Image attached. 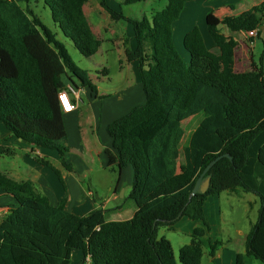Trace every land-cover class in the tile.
<instances>
[{
  "label": "trees",
  "instance_id": "obj_1",
  "mask_svg": "<svg viewBox=\"0 0 264 264\" xmlns=\"http://www.w3.org/2000/svg\"><path fill=\"white\" fill-rule=\"evenodd\" d=\"M38 1V0H37ZM148 0H125L132 5ZM166 8L139 21L126 18L106 0L101 7L112 20L134 27L136 48L126 51L138 71L146 102L107 127L112 140L109 166L132 167L134 181L129 196L136 213L127 221L107 222L97 208L85 216L68 211L67 201L57 207L39 196L31 182L18 183L0 172V195L12 196L11 209L0 224V264H73L75 251L81 264H177L173 246L159 238L162 227H173L182 218L201 221L191 243L179 250L181 264H202L203 246L210 226L205 201L224 192L243 190L262 203L258 222L247 240V256L264 264V42L260 60L245 72L236 71L238 42L221 32L251 35L264 26V3L246 12L220 19L209 13L208 33L215 45L209 50L199 28L190 31L183 47L185 63L173 44V25L192 2L223 0H167ZM29 2V0H27ZM89 0H44L53 21L86 58L102 46L84 12ZM232 11L236 7H230ZM254 40V39H252ZM67 73L83 87L97 93L89 75L73 62L65 44L57 39L34 11L13 0H0V124L16 139L33 148L56 151L63 166L70 149L59 93ZM202 112L204 118L182 148L177 141L183 123ZM15 150L0 143V158ZM230 155L232 159L225 157ZM220 158V159H219ZM211 179L205 194L191 198L205 169ZM64 185L61 173L49 162ZM244 257L238 255L237 264Z\"/></svg>",
  "mask_w": 264,
  "mask_h": 264
},
{
  "label": "rangeland",
  "instance_id": "obj_2",
  "mask_svg": "<svg viewBox=\"0 0 264 264\" xmlns=\"http://www.w3.org/2000/svg\"><path fill=\"white\" fill-rule=\"evenodd\" d=\"M124 1L125 0H106L111 8L122 13L126 18L139 21L147 18L149 22H152V17L157 12L164 10L168 4L167 0H148L147 2L132 5H125ZM263 1L264 0L238 1L237 11H248L254 5H259ZM101 2L102 0H89L87 7L88 13H94L96 8L101 11L103 9L101 7ZM224 3L225 1L192 2L187 5L180 20L174 24L175 33L173 44L176 52L182 57L185 63H189V55L183 47V32L193 26H199L203 31H207V12L221 18L223 13L222 5ZM19 5L24 9L34 11V13L41 18L46 27L56 34L57 39L65 44L75 65L81 71L89 75L91 83L97 88L100 94L105 96L104 99L108 101V109H110V105L115 107L116 113L112 117L111 123L126 116L135 107L145 104L146 97L143 86L139 81L138 64L130 63L126 57V51H133L137 45L134 27L131 23L126 20H112L110 15L103 9L104 12L102 17L99 16V18L104 24V28H98L96 25L94 26V30L96 31L95 36L102 41V46L95 56L86 58L75 48L71 40L65 38L59 26L54 23L51 11L45 5L44 0H29V2L21 0ZM220 29L222 32L226 30L224 26H221ZM262 38L264 39V33ZM236 39L239 40L238 38ZM261 51L262 41L258 40L255 56L258 57ZM62 80L63 83L66 84L67 75H64ZM89 90L92 92L91 89ZM80 113H91L88 102L81 106ZM203 118L204 113L198 112L183 123L177 141V154L179 160L181 158L182 148L188 143L189 131L196 129ZM87 123H85L83 127H86ZM0 128L5 129L1 124ZM75 128L76 123L74 122L72 127H69V136L71 138H73L72 132L75 131ZM82 163L83 165L86 163L89 165L88 161L83 159L80 154H74L75 166L82 168ZM95 179L96 178H93V181H95ZM86 180V182H90L89 177ZM96 188L100 191L98 186ZM108 193L106 194L107 196ZM98 195L101 199L106 198L103 192H98ZM123 196L121 192L119 201L123 207V211L118 212L116 220L127 221L130 218L129 211L134 208L135 205L129 198V191L126 193L125 197ZM214 201H216L214 202V208L218 207L220 211L218 223L213 227L209 238V241H211L214 246V252L208 240H206L203 246L204 255L202 264H237L238 255L244 257L243 264H263L254 258L248 257L246 248L247 240L259 219L260 210L262 208L260 198L255 194L238 190L232 193H224L219 198H214ZM114 215L115 214L109 213L106 219L112 220ZM159 238H166L171 242L177 264H181L179 260V250L191 243V237L185 235L182 229L173 230L169 227H162L159 230Z\"/></svg>",
  "mask_w": 264,
  "mask_h": 264
},
{
  "label": "crops",
  "instance_id": "obj_3",
  "mask_svg": "<svg viewBox=\"0 0 264 264\" xmlns=\"http://www.w3.org/2000/svg\"><path fill=\"white\" fill-rule=\"evenodd\" d=\"M13 1L19 4L21 0ZM25 1L27 2V0ZM223 1H225V3L222 5L223 13L222 17H219L220 19L246 12L244 10L237 11L238 4L241 0ZM263 3L264 1L259 5ZM259 5H254L252 8ZM231 6L236 7V10L232 11L230 9ZM87 7L88 3L84 6V12L94 34L96 35V31L94 30L95 25L98 28H104V24L99 18V16L102 17L104 11L103 9L99 11L96 8L94 13L89 14L87 11ZM208 14L209 12H207L206 17ZM196 27L200 29L207 48L211 51L214 50L215 45L208 33V30L203 31L199 26H193L183 32V40L184 37ZM225 28L226 27H224V29ZM226 30H224L225 32H222L221 30V32L227 37H233L239 44L235 55L236 71L245 72L247 70H250L252 62L259 61L260 57L263 54L264 39L262 37L264 33V26L261 29L259 38L252 35H247L245 33H236L234 35L230 33L227 28ZM174 33L175 30L173 27V35ZM236 38H238L239 40H237ZM258 40L262 41V51L260 55L256 57L255 49H257ZM66 75L67 83H63L64 90L69 92L73 103H75L77 106V109L69 113H64L63 115L67 137L61 142V144L64 147L69 148L71 151L69 154L71 156L66 157V161L67 163L72 164L73 170L69 171L63 166L61 162V156L58 152L33 148L32 146L23 143L19 139H16L6 129L0 128L1 145L15 150V155L0 158V172L9 176L11 179L18 183L31 182L34 186L35 192L39 196L46 198L50 205L53 207H57L62 201L66 200V207L68 211L77 216L82 217L97 208H101L106 212V217L109 213L115 214L112 220L106 219L107 222H121L122 220H116L118 217V212L123 211V207L119 201L120 194L122 192V194L124 195L123 197H125L128 191L131 194L134 181V171L132 167L121 169L117 166H109L107 152H111L113 154V149L112 140L107 134V127L110 125L112 117L116 113V109L111 105L110 109H108V101L104 99L105 96L100 94L99 91L97 93L91 92L89 88L83 87L80 82L71 74L67 73ZM86 102L89 103V107L91 110L90 114L80 113L81 106ZM74 122L76 123V128L75 131L72 132L73 138H71L69 136V127H72ZM85 123H87V126L83 127ZM194 131L195 129L189 131V138ZM74 154H80L83 159L88 161L89 165L87 163L83 165L82 163V168L76 167V164H74ZM40 160L51 163L61 173V176L64 180V185L59 181L56 173L51 168L41 164ZM88 177L90 179L89 183L86 182V179ZM93 178H96L95 181H93ZM97 186L99 187L100 191L96 188ZM98 192H103L105 195L108 192L109 193L108 196L106 195L105 199H101L98 195ZM224 193L210 196L205 201L204 212L210 226V230L207 231L208 239L211 236L213 227H215V225L218 223L220 215L218 207L214 208V202H216L214 201V198H219ZM14 208H16V201L12 196L0 195V224L6 217V215L10 212V210ZM135 213V207L130 209V218L128 220L132 219ZM198 228H204L203 223L201 221H194L189 218H182L177 223V225L171 227V229L173 230L182 229V232L190 237H192L193 232ZM81 261L82 253L80 251H75L72 255V263L81 264ZM87 264H91V262L87 261Z\"/></svg>",
  "mask_w": 264,
  "mask_h": 264
},
{
  "label": "water",
  "instance_id": "obj_4",
  "mask_svg": "<svg viewBox=\"0 0 264 264\" xmlns=\"http://www.w3.org/2000/svg\"><path fill=\"white\" fill-rule=\"evenodd\" d=\"M20 141H22L20 139ZM23 143H26L25 141H22ZM225 157L229 158V159H232L230 157V155H225ZM220 159V158H219ZM217 159L216 161L212 162L206 169L205 171L203 172V174L200 176V178L198 179L195 187H194V190L191 194V198L196 196L198 193H201V194H205L208 189L210 188V184H211V179L210 178H207L205 181L203 180L205 175L212 169V167L218 162Z\"/></svg>",
  "mask_w": 264,
  "mask_h": 264
},
{
  "label": "built area",
  "instance_id": "obj_5",
  "mask_svg": "<svg viewBox=\"0 0 264 264\" xmlns=\"http://www.w3.org/2000/svg\"><path fill=\"white\" fill-rule=\"evenodd\" d=\"M251 35L257 37L258 30L253 31ZM59 102L64 113H69L77 109V106L73 103L68 91L63 90L59 93ZM87 261H90V258H88Z\"/></svg>",
  "mask_w": 264,
  "mask_h": 264
}]
</instances>
